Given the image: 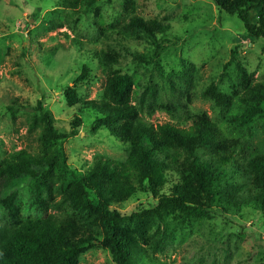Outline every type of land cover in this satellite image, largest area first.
I'll list each match as a JSON object with an SVG mask.
<instances>
[{
  "label": "trees",
  "instance_id": "trees-1",
  "mask_svg": "<svg viewBox=\"0 0 264 264\" xmlns=\"http://www.w3.org/2000/svg\"><path fill=\"white\" fill-rule=\"evenodd\" d=\"M95 1L57 0V5L76 11L84 2L90 6ZM212 2L218 11L237 17L247 38L264 44V0ZM52 27L62 26L58 22ZM169 30L166 22L131 15L116 35L140 37L159 54L163 39L158 36ZM234 54L232 92L224 94L211 84L201 97L220 109L238 104L239 115L233 120L244 127L264 118V83L254 81ZM133 56L145 61V55ZM100 57L106 71L101 98L81 101L73 87L62 96L78 114H95L90 134L105 129L127 146L128 155L124 162L97 156L84 171H71L63 154L51 156L52 143L77 136L80 117L75 115L69 130L61 131L42 100L30 107L29 128L39 131V153L21 149L0 160V208L6 212L0 221V264H79L81 255L93 247L108 251L114 264H152L149 260L172 236L171 223L210 213L239 215L245 208L259 212L264 222V153L226 137L207 115L190 114L181 101L157 105L154 85L142 88L114 69L117 61L110 53ZM145 63L158 67L153 60ZM88 72L83 66L74 85ZM172 108L185 112L188 126L147 121L156 109ZM22 176L32 180L30 194L42 214L39 218H23L17 192L7 193ZM141 191L155 199L156 206L120 214L119 207Z\"/></svg>",
  "mask_w": 264,
  "mask_h": 264
},
{
  "label": "rangeland",
  "instance_id": "rangeland-1",
  "mask_svg": "<svg viewBox=\"0 0 264 264\" xmlns=\"http://www.w3.org/2000/svg\"><path fill=\"white\" fill-rule=\"evenodd\" d=\"M131 15L170 25L169 32L158 36L165 40H161L159 54L140 37L124 39L116 35L118 26ZM58 22L62 27L54 29L53 24ZM102 52L117 61L115 70L131 76L142 88L154 85L157 105L181 101L190 114L207 115L226 137L240 141L250 151L264 153V118L243 127L233 120L239 115L238 104L220 109L201 97L211 84L224 94L232 92L236 82L232 52L254 81L264 83V44L247 38L237 17L218 11L212 0H96L90 6L84 2L76 11L59 8L57 0H0V160L21 149L39 153V131L30 130L29 119L30 107L42 100L61 131L69 130L75 115L81 119L77 136L52 143L51 156L63 154L69 170L82 172L97 156L125 161L127 146L105 129L90 134L95 114H78L62 96L66 88L73 87L81 101L101 98L106 77ZM134 52L145 55V61L134 57ZM150 60L158 67L146 65ZM83 66L88 68V75L74 85ZM147 121L188 126L185 112L175 108L156 109ZM31 184L29 177L22 176L7 192H17L23 218L42 216L33 204ZM156 204L141 191L119 211L130 216ZM226 216L210 213L209 217L171 223L172 236L164 250L149 261L264 264L262 215L245 208L239 215ZM4 217L6 212L0 208V221ZM79 264L114 263L108 251L93 247L81 255Z\"/></svg>",
  "mask_w": 264,
  "mask_h": 264
}]
</instances>
